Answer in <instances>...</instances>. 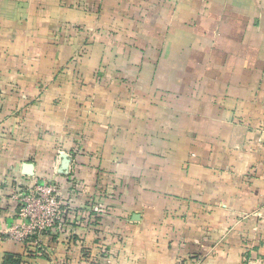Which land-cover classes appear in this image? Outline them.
<instances>
[{
    "label": "crops",
    "instance_id": "crops-1",
    "mask_svg": "<svg viewBox=\"0 0 264 264\" xmlns=\"http://www.w3.org/2000/svg\"><path fill=\"white\" fill-rule=\"evenodd\" d=\"M0 264H264V0H0Z\"/></svg>",
    "mask_w": 264,
    "mask_h": 264
},
{
    "label": "built area",
    "instance_id": "built-area-1",
    "mask_svg": "<svg viewBox=\"0 0 264 264\" xmlns=\"http://www.w3.org/2000/svg\"><path fill=\"white\" fill-rule=\"evenodd\" d=\"M61 188V182L55 179L36 180L32 186L15 192L18 221L7 228L8 238L18 242L38 239L61 225L67 209Z\"/></svg>",
    "mask_w": 264,
    "mask_h": 264
},
{
    "label": "water",
    "instance_id": "water-1",
    "mask_svg": "<svg viewBox=\"0 0 264 264\" xmlns=\"http://www.w3.org/2000/svg\"><path fill=\"white\" fill-rule=\"evenodd\" d=\"M62 159H63L62 165L64 167L63 169H67L68 168V163L70 162V158H69V156L66 153H62ZM33 169H34V166L32 164H30V163L26 164V166H25V174L33 175L34 174ZM60 170H62V169H60Z\"/></svg>",
    "mask_w": 264,
    "mask_h": 264
},
{
    "label": "trees",
    "instance_id": "trees-1",
    "mask_svg": "<svg viewBox=\"0 0 264 264\" xmlns=\"http://www.w3.org/2000/svg\"><path fill=\"white\" fill-rule=\"evenodd\" d=\"M6 262H7V261H6ZM7 263H9V261H8Z\"/></svg>",
    "mask_w": 264,
    "mask_h": 264
}]
</instances>
